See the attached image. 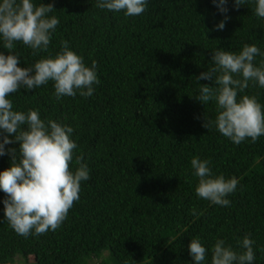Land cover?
Listing matches in <instances>:
<instances>
[{"label": "trees", "instance_id": "1", "mask_svg": "<svg viewBox=\"0 0 264 264\" xmlns=\"http://www.w3.org/2000/svg\"><path fill=\"white\" fill-rule=\"evenodd\" d=\"M92 259L264 264V0H0V264Z\"/></svg>", "mask_w": 264, "mask_h": 264}, {"label": "rangeland", "instance_id": "2", "mask_svg": "<svg viewBox=\"0 0 264 264\" xmlns=\"http://www.w3.org/2000/svg\"><path fill=\"white\" fill-rule=\"evenodd\" d=\"M103 255H107V251H103ZM17 260H20L19 258H16ZM92 264H101L98 259H92L91 261Z\"/></svg>", "mask_w": 264, "mask_h": 264}]
</instances>
